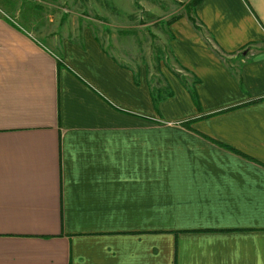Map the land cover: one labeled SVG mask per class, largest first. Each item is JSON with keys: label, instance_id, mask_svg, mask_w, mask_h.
<instances>
[{"label": "crops", "instance_id": "1", "mask_svg": "<svg viewBox=\"0 0 264 264\" xmlns=\"http://www.w3.org/2000/svg\"><path fill=\"white\" fill-rule=\"evenodd\" d=\"M9 14L0 264H264V0L168 19L154 70L77 21Z\"/></svg>", "mask_w": 264, "mask_h": 264}, {"label": "rangeland", "instance_id": "2", "mask_svg": "<svg viewBox=\"0 0 264 264\" xmlns=\"http://www.w3.org/2000/svg\"><path fill=\"white\" fill-rule=\"evenodd\" d=\"M190 0H0V13L11 11L25 21L89 26L106 50L130 65L156 69L169 58L165 40L171 15L190 10ZM12 17V14H9ZM19 21V20H18ZM153 72V71H152ZM154 74V73H153ZM187 82L191 78L182 73ZM151 82L161 87L157 74Z\"/></svg>", "mask_w": 264, "mask_h": 264}, {"label": "trees", "instance_id": "3", "mask_svg": "<svg viewBox=\"0 0 264 264\" xmlns=\"http://www.w3.org/2000/svg\"><path fill=\"white\" fill-rule=\"evenodd\" d=\"M198 1H199V0H190V1H189V5L192 7V6H194ZM185 12L188 13L189 10H188V9H185ZM175 18H176V15L170 17V20H173V19H175ZM168 22H169V21H167V23H168ZM191 22L193 23V21H191ZM167 23H166V24H167ZM158 94H159V93H158ZM189 94H190V97H191V99H192V102H193L195 108H196L197 110H199V103H198V101H197L195 91H194L193 89H190V90H189ZM157 98H159V96H157ZM253 100H254V99H253ZM194 120H195L194 118H186V119H184V120H182V121H179L178 123H179L180 125H183V126L188 127V126H189Z\"/></svg>", "mask_w": 264, "mask_h": 264}]
</instances>
